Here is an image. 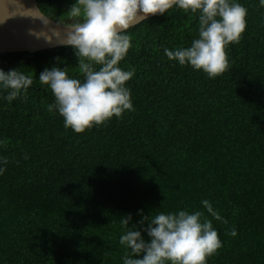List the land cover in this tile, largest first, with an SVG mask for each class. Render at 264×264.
I'll list each match as a JSON object with an SVG mask.
<instances>
[{"label":"trees","instance_id":"trees-1","mask_svg":"<svg viewBox=\"0 0 264 264\" xmlns=\"http://www.w3.org/2000/svg\"><path fill=\"white\" fill-rule=\"evenodd\" d=\"M35 1L71 23L74 0ZM235 2L247 27L216 78L164 53L198 38V14L174 7L129 28L119 66L135 69L126 82L134 111L83 133L47 110L55 98L38 78L58 63L83 81L71 47L0 53V68L33 78L26 101L0 91V264H123V216L132 215L131 227L185 209L204 212L222 241L207 264H264V7Z\"/></svg>","mask_w":264,"mask_h":264},{"label":"clouds","instance_id":"clouds-1","mask_svg":"<svg viewBox=\"0 0 264 264\" xmlns=\"http://www.w3.org/2000/svg\"><path fill=\"white\" fill-rule=\"evenodd\" d=\"M259 4L264 7V0H259ZM174 7L198 14V38L189 47L176 50L165 47L168 59L203 70L210 78L228 71L227 47L239 44L247 27L248 11L235 0H74L67 10L71 23L64 25L66 31L60 43L73 49L84 79L70 78L58 63L40 72L39 82L48 86L55 98L47 110H57L63 117L64 127L76 133L100 126L113 117L122 118L126 111H134L126 82L134 76L135 69L123 70L119 66L132 47V38L125 33L149 16L164 15ZM17 14L39 19L43 29H47H29L30 35L47 42L59 36L57 28L51 26V18L37 9H23L22 5L20 10L0 7V23ZM56 60L59 62L60 58ZM32 84V76L17 68L8 71L0 68V91L7 92L5 100L26 101ZM2 162L8 163L6 158ZM4 170L0 168V174ZM201 203L212 217L227 224L210 201L205 199ZM131 220V214L121 220L126 228L119 239L125 249L123 264H207L208 258L222 247L212 221L199 210L161 212L151 218L142 216L137 224L129 227ZM142 232L150 239L146 241ZM236 234L235 228L226 232L230 236Z\"/></svg>","mask_w":264,"mask_h":264},{"label":"water","instance_id":"water-1","mask_svg":"<svg viewBox=\"0 0 264 264\" xmlns=\"http://www.w3.org/2000/svg\"><path fill=\"white\" fill-rule=\"evenodd\" d=\"M37 9L39 10L35 0H0V7L10 10ZM40 13H42L39 10ZM43 14V13H42ZM47 17L45 14H43ZM150 17V16H149ZM49 18V17H48ZM51 26L57 28L59 36H53L51 42H47L43 38H37L29 34V29L40 31L43 29L42 22L39 19H33L30 16H16L8 19L4 23H0V53L12 51L34 52L37 50L65 46L60 43L63 34L66 31V24L57 22L53 19ZM57 23L61 24L57 27ZM47 31V29H43Z\"/></svg>","mask_w":264,"mask_h":264}]
</instances>
